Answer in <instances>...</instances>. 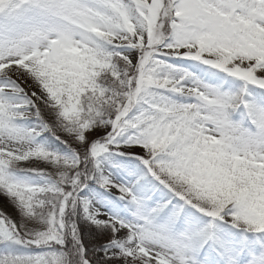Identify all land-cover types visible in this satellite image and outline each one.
Here are the masks:
<instances>
[{
	"label": "snow or ice",
	"instance_id": "snow-or-ice-1",
	"mask_svg": "<svg viewBox=\"0 0 264 264\" xmlns=\"http://www.w3.org/2000/svg\"><path fill=\"white\" fill-rule=\"evenodd\" d=\"M0 264H264V0H0Z\"/></svg>",
	"mask_w": 264,
	"mask_h": 264
}]
</instances>
